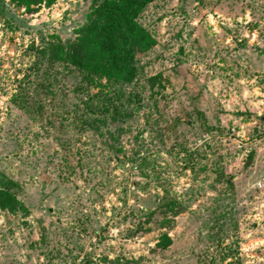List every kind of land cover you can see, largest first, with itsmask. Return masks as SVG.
<instances>
[{
	"label": "rangeland",
	"instance_id": "obj_1",
	"mask_svg": "<svg viewBox=\"0 0 264 264\" xmlns=\"http://www.w3.org/2000/svg\"><path fill=\"white\" fill-rule=\"evenodd\" d=\"M102 1L0 0V264H264V0H151L132 82L36 85Z\"/></svg>",
	"mask_w": 264,
	"mask_h": 264
},
{
	"label": "trees",
	"instance_id": "obj_2",
	"mask_svg": "<svg viewBox=\"0 0 264 264\" xmlns=\"http://www.w3.org/2000/svg\"><path fill=\"white\" fill-rule=\"evenodd\" d=\"M149 1L103 0L72 42L57 38L40 46L37 52L48 60L49 68L36 85L49 89L58 81L60 69L78 72L81 81L86 84L76 91L84 93L95 84L102 89L107 83L132 82L136 72L135 54L147 50L153 43L150 34L136 20L138 12ZM35 67V64L29 66L27 73H31ZM19 98L22 99L23 95ZM2 185L0 208L9 212L25 209L15 193Z\"/></svg>",
	"mask_w": 264,
	"mask_h": 264
},
{
	"label": "water",
	"instance_id": "obj_3",
	"mask_svg": "<svg viewBox=\"0 0 264 264\" xmlns=\"http://www.w3.org/2000/svg\"><path fill=\"white\" fill-rule=\"evenodd\" d=\"M250 160H248V162H249Z\"/></svg>",
	"mask_w": 264,
	"mask_h": 264
}]
</instances>
